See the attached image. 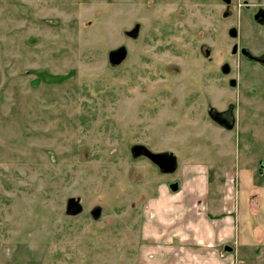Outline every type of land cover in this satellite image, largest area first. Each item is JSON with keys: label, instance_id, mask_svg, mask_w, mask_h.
Segmentation results:
<instances>
[{"label": "rangeland", "instance_id": "rangeland-1", "mask_svg": "<svg viewBox=\"0 0 264 264\" xmlns=\"http://www.w3.org/2000/svg\"><path fill=\"white\" fill-rule=\"evenodd\" d=\"M258 7L0 0V264H137L143 206L184 164L231 173L238 264H264V64L233 52L264 54Z\"/></svg>", "mask_w": 264, "mask_h": 264}, {"label": "crops", "instance_id": "crops-1", "mask_svg": "<svg viewBox=\"0 0 264 264\" xmlns=\"http://www.w3.org/2000/svg\"><path fill=\"white\" fill-rule=\"evenodd\" d=\"M181 169L180 180L159 183L143 206L137 264H238L231 173L212 188L207 165ZM257 256L263 260L264 252Z\"/></svg>", "mask_w": 264, "mask_h": 264}, {"label": "water", "instance_id": "water-1", "mask_svg": "<svg viewBox=\"0 0 264 264\" xmlns=\"http://www.w3.org/2000/svg\"><path fill=\"white\" fill-rule=\"evenodd\" d=\"M225 2L229 3L230 0H224ZM263 10V9H262ZM264 12V10H263ZM262 23H264V19L261 20ZM231 36H236L237 35V30L236 28H231L230 31ZM237 47L238 45H234L233 47V52L235 53L237 51ZM126 48L121 47L117 50H113L110 54V59L112 61V63H119L121 62L125 56H126ZM241 53L242 55L252 61H257L260 63L264 64V55L263 56H256L254 55L248 48L243 47L241 49ZM224 72H228L229 71V66L225 65L223 67ZM231 85H236V80L232 79L230 81ZM211 117L212 119L218 123L219 125L223 126L224 128L230 129L234 126L235 124V116L233 113L232 108L227 109L226 111H216V110H211ZM143 153L150 158L155 164H157L159 166V168L161 169L162 172H173L176 168H177V158L174 155L173 152H160V153H154L148 149H143ZM171 187L173 189H177V184H172Z\"/></svg>", "mask_w": 264, "mask_h": 264}, {"label": "flooded vegetation", "instance_id": "flooded-vegetation-1", "mask_svg": "<svg viewBox=\"0 0 264 264\" xmlns=\"http://www.w3.org/2000/svg\"><path fill=\"white\" fill-rule=\"evenodd\" d=\"M225 4H227V5H229L230 3H231V1L232 0H230V2L229 3H227V2H225L224 0H222ZM264 10V8H262V7H258L256 10H255V12L253 13V18H254V20H256V22H258V23H260V24H264V23H262V21L261 20H263L264 19V12H263V10ZM237 36V35H236ZM235 36V37H236ZM237 43H234L233 44V47H234V45H236ZM238 45V47H237V51L235 52V54H239V55H241L242 57H244L243 55H242V53H241V49L243 48V46H240L239 44H237ZM206 51L207 50H205V53H206ZM264 55V54H263ZM262 55V56H263ZM245 58V57H244ZM263 64V63H262ZM226 111V110H225ZM234 113V112H233ZM218 124V123H217Z\"/></svg>", "mask_w": 264, "mask_h": 264}]
</instances>
